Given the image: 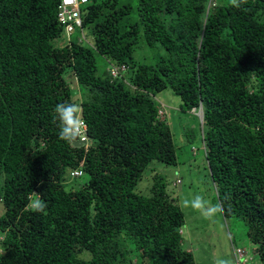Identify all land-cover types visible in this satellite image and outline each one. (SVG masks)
<instances>
[{"label": "trees", "instance_id": "obj_1", "mask_svg": "<svg viewBox=\"0 0 264 264\" xmlns=\"http://www.w3.org/2000/svg\"><path fill=\"white\" fill-rule=\"evenodd\" d=\"M59 4L0 0V264H196L165 179L136 191L153 161L176 165L155 100L166 89L200 112L223 215L244 222L264 264V0H138L133 24L131 4L90 0L82 27L92 44L65 47L54 44ZM142 42L167 55L138 63ZM96 54L118 76L98 75ZM79 92L88 144L77 148L59 138L55 107ZM81 163L68 190L64 177ZM33 191L46 215L26 208Z\"/></svg>", "mask_w": 264, "mask_h": 264}, {"label": "rangeland", "instance_id": "obj_2", "mask_svg": "<svg viewBox=\"0 0 264 264\" xmlns=\"http://www.w3.org/2000/svg\"><path fill=\"white\" fill-rule=\"evenodd\" d=\"M131 4L133 11L124 20L129 23L138 21L137 7L138 0H121V4ZM80 30H76L71 35V41L77 42L81 37ZM87 45H91L93 39L90 31L85 30ZM57 39L54 44H61ZM167 52L162 46L154 48L148 47L145 43L137 46L134 52L135 60L142 64L154 63L158 56H166ZM98 66V75L106 76L108 64L104 57L95 55ZM67 80L72 81L70 77ZM72 84V83H71ZM85 94L79 92L78 102L84 99ZM156 102L165 108V116H160L159 120H166L173 134L176 146V165L164 164L153 161L145 170L142 180L139 182L137 192L142 195H150L151 189L158 177H163L167 186V192L176 198L177 204L185 214V227L182 231L183 246L190 251L196 264H214L216 259L231 260L233 264H261L257 255L256 246L248 238L247 229L243 221L237 219H226L223 213L214 217L206 218L201 212L184 207L185 199L191 200L199 195L211 202L219 204L216 187L211 179L207 160L203 152L201 139L200 112L195 115L182 110V101L172 90L166 89L158 93ZM67 184V189L73 187V180L68 173L63 180ZM4 209L0 201V216ZM0 235V240H2ZM79 256L89 258L88 254Z\"/></svg>", "mask_w": 264, "mask_h": 264}, {"label": "clouds", "instance_id": "obj_3", "mask_svg": "<svg viewBox=\"0 0 264 264\" xmlns=\"http://www.w3.org/2000/svg\"><path fill=\"white\" fill-rule=\"evenodd\" d=\"M245 2L246 0H231V4L236 8H240L241 4ZM85 6L82 7V10ZM82 33L84 38L82 39L81 42L77 41L78 44L87 43L86 40L87 38L84 35L83 27H82ZM80 38L81 37H79L78 40ZM61 42L62 43L60 44V47L68 46L71 42V37L69 44L65 42L63 37ZM55 112L59 120V138L69 144H72L73 146V142L77 141L78 139L81 140L80 138H82L83 136V130L85 127V121L82 118L83 109L81 105L77 103H60L56 105ZM53 122L55 123L56 119H54ZM87 144H88V136L86 143L83 144L82 146L84 145L87 146ZM68 175H69V171H68ZM28 199H29V203L26 205L27 209L44 215L47 214L46 212L47 204L44 201V199L39 196L38 193L33 191V194L29 196ZM183 206L191 207L192 209L201 212L206 218L214 217L217 214L223 213L225 211L224 207L221 204L213 205L211 204L210 201L204 199V197L199 195L195 196L191 200L185 199L183 201ZM214 264H233V262L231 260L221 258V259H216L214 261ZM241 264H243V261L241 262Z\"/></svg>", "mask_w": 264, "mask_h": 264}, {"label": "built area", "instance_id": "obj_4", "mask_svg": "<svg viewBox=\"0 0 264 264\" xmlns=\"http://www.w3.org/2000/svg\"><path fill=\"white\" fill-rule=\"evenodd\" d=\"M90 0H61L58 11H57V21L60 27L63 30L62 37L67 44H69L70 37L72 33L76 30H80L82 33V7L89 3ZM83 33L81 38L78 40L79 42L83 39ZM122 70L126 68L123 66L121 67ZM109 73L113 77L118 76V69L116 67L110 66ZM164 115V111H160V116ZM82 141H87V127L85 124L83 130V136L80 138ZM83 163L76 168L69 170V175L71 178H78L83 174L82 170Z\"/></svg>", "mask_w": 264, "mask_h": 264}, {"label": "water", "instance_id": "obj_5", "mask_svg": "<svg viewBox=\"0 0 264 264\" xmlns=\"http://www.w3.org/2000/svg\"><path fill=\"white\" fill-rule=\"evenodd\" d=\"M85 143H86V141H81V140L78 139L77 141L73 142V146L77 147V148H80Z\"/></svg>", "mask_w": 264, "mask_h": 264}]
</instances>
